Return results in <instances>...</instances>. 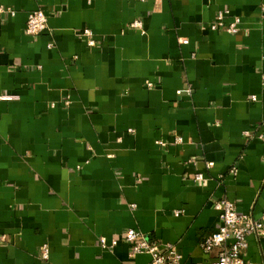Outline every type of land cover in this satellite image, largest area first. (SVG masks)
<instances>
[{
    "label": "crops",
    "instance_id": "obj_1",
    "mask_svg": "<svg viewBox=\"0 0 264 264\" xmlns=\"http://www.w3.org/2000/svg\"><path fill=\"white\" fill-rule=\"evenodd\" d=\"M0 5L16 13L0 16V264H150L131 229L209 264L216 201L264 218V0ZM221 11L239 34L211 28ZM247 242L264 264V238Z\"/></svg>",
    "mask_w": 264,
    "mask_h": 264
},
{
    "label": "built area",
    "instance_id": "obj_2",
    "mask_svg": "<svg viewBox=\"0 0 264 264\" xmlns=\"http://www.w3.org/2000/svg\"><path fill=\"white\" fill-rule=\"evenodd\" d=\"M15 16L13 10H6L0 5V16L4 14ZM229 11H221L218 14L217 20L211 25L213 30L224 29L227 33L237 35L240 32L241 19L234 17L230 23L227 20L230 18ZM135 28H142V23L137 21L133 24ZM48 28V17L43 10L32 12L27 21L26 33L30 37H38ZM83 36L88 38V44L91 47L96 46L95 40L92 39L93 33L90 30H84ZM181 44H188L189 41L181 39ZM50 44V49L53 48ZM180 94V93H179ZM256 102L257 98L253 97ZM247 137H250L249 131L245 132ZM264 141V135L260 136ZM182 142V139L178 140ZM213 164H209L211 168ZM234 175L238 174V170L232 171ZM195 182H204L206 180L203 174L194 176ZM215 210L217 211L221 226L219 230L207 236L201 243V248L204 254L212 256L213 259L209 264H257L248 261L245 256L248 251V238L251 236L264 238V218L255 219L252 215L242 214L238 211L235 203L231 202L227 197H223L215 202ZM136 209L135 205H132ZM183 212H176L179 217ZM126 240L132 245V257L146 255L150 257V264H183V255L180 253L176 244L165 243L160 244L146 237L143 233L131 229L126 234ZM118 245L117 240H113L111 244L106 238H101V246L103 250H111ZM42 258L48 260L49 249L47 246L43 248Z\"/></svg>",
    "mask_w": 264,
    "mask_h": 264
}]
</instances>
